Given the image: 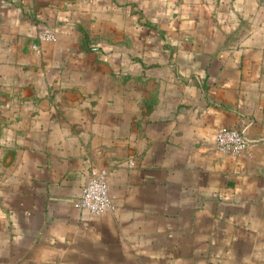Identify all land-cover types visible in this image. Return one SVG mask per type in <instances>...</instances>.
<instances>
[{
    "label": "crops",
    "instance_id": "1",
    "mask_svg": "<svg viewBox=\"0 0 264 264\" xmlns=\"http://www.w3.org/2000/svg\"><path fill=\"white\" fill-rule=\"evenodd\" d=\"M36 8L0 3V83L51 106L0 187V264H264V22L165 0ZM220 127L247 151H219ZM95 166L101 214L76 205Z\"/></svg>",
    "mask_w": 264,
    "mask_h": 264
},
{
    "label": "rangeland",
    "instance_id": "2",
    "mask_svg": "<svg viewBox=\"0 0 264 264\" xmlns=\"http://www.w3.org/2000/svg\"><path fill=\"white\" fill-rule=\"evenodd\" d=\"M77 1L79 0H0V3L4 2L20 7L30 6L32 9L54 4L67 5ZM165 1L167 5L170 4L174 8L178 6L186 12L195 13L196 15H203L207 11L218 14L223 12L226 15L234 12L239 16V19L243 16L247 17L244 19V21L248 20L245 24L247 27H251L252 22L253 24L259 21L264 22V0ZM32 12L34 13L33 10ZM259 15L261 16L259 17ZM249 16H252L253 19ZM122 87L121 92H126L125 85ZM40 93V90H33L29 86L15 85L10 81L0 83V187L5 185L9 187L11 182H14L17 167L22 161L23 147H26L27 142H31L33 138L38 136L37 130L42 124L41 121L49 120V118L43 116L46 111L51 109L50 101L47 102L46 98L43 99ZM58 104L62 105V103Z\"/></svg>",
    "mask_w": 264,
    "mask_h": 264
},
{
    "label": "built area",
    "instance_id": "3",
    "mask_svg": "<svg viewBox=\"0 0 264 264\" xmlns=\"http://www.w3.org/2000/svg\"><path fill=\"white\" fill-rule=\"evenodd\" d=\"M41 40H55L56 35L50 30H41ZM37 53H41L38 44L32 45ZM252 139L245 130L236 127H220L216 133V145L219 151L230 155H241L251 145ZM76 205L91 214H101L115 209L111 194L109 172L104 168L92 167L90 177L83 186Z\"/></svg>",
    "mask_w": 264,
    "mask_h": 264
}]
</instances>
